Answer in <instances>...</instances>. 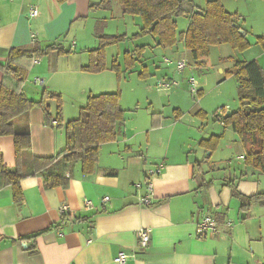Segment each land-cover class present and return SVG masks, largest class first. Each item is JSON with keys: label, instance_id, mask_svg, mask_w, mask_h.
Segmentation results:
<instances>
[{"label": "crops", "instance_id": "0c3cea01", "mask_svg": "<svg viewBox=\"0 0 264 264\" xmlns=\"http://www.w3.org/2000/svg\"><path fill=\"white\" fill-rule=\"evenodd\" d=\"M99 2L0 0V63L5 62L12 48H29L33 45L43 48L64 35L72 37L67 48L73 51L72 55L59 57L51 53L37 65L32 63L35 68H32L31 74L35 70L36 75L46 78L44 86H36L31 74L27 76L22 89L27 99L39 101L44 98L43 91L60 96L57 92L62 89L51 82V75L69 77L73 81L69 84L70 91L74 88L72 95L76 96L75 91L79 94L86 92L84 81L87 73L81 71L88 64L86 51L97 46L96 34L105 33L114 18L122 15L115 3L107 11L89 10L91 4ZM230 3L231 0H222L224 9L238 14V24L249 34L253 30L252 26H244L240 11L228 9ZM204 5L195 4L197 8ZM30 7H35L38 12L34 18L29 17ZM185 18L188 19V27L191 17ZM81 20H85L83 26L70 35L73 25ZM176 24L178 30L179 24ZM187 27L185 25V29L178 33L185 32ZM256 37L264 35L256 33ZM152 40V45H140L145 47V51L136 64L142 63L147 48L151 51L165 50L171 54L175 52L174 57L164 55L171 64L162 60L157 66L152 61L158 70L156 74L162 79L174 78V62L183 58L189 61L186 53L181 57L183 53L177 47L178 44L183 46V43L171 49H162L156 45L154 38ZM249 44L250 49L246 52L251 53L254 46L253 43ZM79 49L82 52L77 53ZM132 50L124 49L123 52ZM115 59L122 66L120 51ZM63 60H67L68 68H60L62 65L59 63L62 64ZM252 60L264 69V52L262 55L253 54L242 62ZM141 67H145L149 75L148 67ZM3 79L4 75L0 71V82ZM40 87H43L42 92L37 90ZM100 88L95 95L116 93L111 81L102 83ZM171 91H165L166 103H174L175 106L169 107H175L172 111L178 110L182 115H165L163 111L166 106L163 104L161 109L151 112L142 127H138L137 123L132 132H128L125 127L124 117L123 124L118 127L116 140L100 146L98 164L92 175H83L80 164H77L65 189H45L41 172L27 175L20 182L23 194L20 205L13 203L10 187L0 189V264H116L114 258L119 253L131 256L123 264H263L264 204L252 205L247 212H241L239 203L231 197V190L225 183L227 179L236 177V190L243 196L264 194V175L253 174L243 164L246 153L243 141L230 127L226 128L220 121L213 120L219 123L221 132L210 135L208 126H203L199 121L204 117L195 115L196 112H203L207 118L205 109L198 107L196 111L195 107H189L184 113L186 107L177 105L180 104L178 101L182 102L181 99L186 98L184 92L169 94ZM201 92L202 89H198V94ZM85 100H77L79 103L75 116L69 117L63 112L64 123L78 117ZM124 101L122 90V110ZM46 105L54 117L55 101L47 99ZM124 112L126 114L127 111ZM189 113L193 119L186 122L184 119ZM158 114L163 118L161 121ZM27 120L32 157L54 158L64 150V130L48 125L41 108H33ZM219 135L221 140L215 151L209 152L202 148L200 143L203 140ZM228 144L237 156L236 165L227 160L229 154L225 148L229 147ZM231 147L228 150L232 152ZM0 156L2 166L14 171V145L9 135L0 137ZM28 163L25 165L28 166ZM57 163L48 172L58 171ZM158 165L163 169L152 179L153 203L143 206L140 198L146 194L147 172ZM137 184L141 187L135 188ZM105 198L108 200L103 202ZM84 200L91 201L93 207L85 208ZM61 207L66 208L63 214L60 213ZM206 213L215 219L219 230L216 234L200 238L195 234V225ZM77 218L81 220L74 222ZM226 223L230 224L229 228L225 226ZM51 227V230L37 238L22 240ZM139 230L150 234V243L145 249L137 244Z\"/></svg>", "mask_w": 264, "mask_h": 264}, {"label": "trees", "instance_id": "16d2710c", "mask_svg": "<svg viewBox=\"0 0 264 264\" xmlns=\"http://www.w3.org/2000/svg\"><path fill=\"white\" fill-rule=\"evenodd\" d=\"M56 1L65 3L68 0ZM112 3L119 7L122 15L140 18L142 26L138 33L132 35V40L151 36L156 40V45L162 49H171L182 42L184 49L189 51L188 66L190 63L199 64L209 55L212 46L227 44L234 51L239 52L250 49L247 39L249 34L238 24V14L226 11L222 6V0L207 1L202 8H197L192 0H100L99 3L91 4L89 10L107 11L110 10ZM185 16H190L191 22L185 32L178 33L176 18ZM239 29L245 35L239 34ZM96 37L97 47L86 51L88 64L83 66L81 71L97 75L110 69L117 75V81L120 82L123 74L130 72L142 57L145 47L140 46L130 52H124L122 66L115 59L112 60L111 65H108L106 64V48L124 42L126 36L97 33ZM255 43L264 51V37H256ZM51 53L65 57L72 55L73 51L64 49L57 42L43 48L36 45L29 48H12L5 62L0 63V71L4 75V79L0 82V137L9 135L13 138L16 162L14 171L6 170L1 164L0 156V189L11 188L12 201L15 205H20L23 201L20 182L27 175L41 172L45 189L67 188L77 164H80L83 175H92L98 164L100 146L115 141L119 135L118 127L124 122L125 112L120 106V92L89 96L85 106L79 110L78 117L65 123L59 95L43 91V99L28 100L21 91L33 60ZM146 75V68L143 67L138 76L144 78ZM233 75L238 86L239 108L230 113L222 110L221 115L217 113L214 117L226 128L230 127L241 142L243 141L246 150L243 164L253 174L264 175V69L255 60L239 61L235 65ZM197 96L200 97L201 93ZM47 99L54 100L56 103L54 117L46 105ZM33 108L42 109L44 120L48 125L52 126L54 122L56 123L54 128L64 130L65 148L54 158H37L30 155L27 119ZM173 115L180 117L182 114L176 110L173 111ZM195 115L200 118L205 117L203 112H196ZM151 116L153 117L154 114ZM157 117L159 121L163 119L159 114ZM220 140V135L211 136L200 144L202 148L213 152L217 149ZM56 163L58 171L48 172L49 168ZM240 177L243 178V175ZM237 179L231 177L227 179L225 185L231 190V197L239 203L241 212H247L252 205L264 204V194L252 196L240 194L236 190ZM209 185L206 184V186ZM80 220L77 218L74 222ZM52 228L22 240L37 238Z\"/></svg>", "mask_w": 264, "mask_h": 264}, {"label": "rangeland", "instance_id": "374dc122", "mask_svg": "<svg viewBox=\"0 0 264 264\" xmlns=\"http://www.w3.org/2000/svg\"><path fill=\"white\" fill-rule=\"evenodd\" d=\"M197 5H204L206 0H192ZM119 8V7H118ZM228 9H231L232 11H240L241 18L245 22H243L244 26L250 27L252 26L253 30L249 32L248 40L250 43H253V52H239L234 51L229 45H216L212 46L210 53L207 57L203 58V61H201L199 64L190 63V65L183 71V73L178 74L174 71V78L170 79H176L179 82V87H175L174 89H171V92H168L169 94H173L175 92H184V95L186 98H182L179 102L181 106H185L184 113H186L187 109L189 107H195V110H198L199 108L205 109L207 113L206 116L199 120L204 125L208 126V131L210 135H216L221 132L219 123L215 119V114L219 113L222 114V110L228 113V111H235L239 108V100L237 99V81L234 77L233 73L235 71V65L239 61L247 60L251 55H262L263 49L255 45L254 38L256 33H260L264 35V0H231L230 7ZM103 11V10H100ZM123 16V17H122ZM127 15H119L114 18V22L108 26V30L105 33H102L103 35H110V36H126V40L124 42H121L120 44H116L114 46L107 47L105 50L106 54V64L111 65V62L113 59L116 58V55L119 54V51L121 53V58L124 54V49H135L136 46L140 45H152L153 40L152 37H141L132 40L131 34L137 33L140 30V19L138 17H132L128 16V18H124ZM136 20V22H133V20ZM85 21V20H83ZM82 20L79 22H76L75 25H73L70 35L73 34L74 31L78 30L79 26H83ZM176 22H178V30L177 32L183 31L185 29V25L187 27L188 25V19L185 17H178L176 18ZM90 24V21H88L87 25ZM80 27V28H81ZM106 25L104 26L105 29ZM114 34V35H112ZM72 38V37H71ZM71 38H67L66 35L59 38L57 41V44L60 43V45L64 48H68V44ZM78 42V41H77ZM56 43V42H55ZM79 45V42H78ZM97 46H95L96 49ZM178 49L180 50L181 57H184V53L189 57V54H187L186 50L181 44L177 45ZM82 52V49H79L77 53ZM145 56L143 59H141V64H136L134 68L130 72H125L123 75V81L120 80V82L117 81V75L110 71V69L105 73H98L96 74H87L84 81V89L86 92L81 93L82 89L80 90V93L75 91V95H72V91L74 88L71 89L69 84L73 83L72 80H70L67 76L62 75H51L50 80L53 82L56 86H58L62 90H58V94H60V100H61V110H62V116L64 121V111L68 116H75V112L77 110L76 107H78L77 100L78 99H86L89 96H97L95 93H97L101 88L100 85L104 82H112L113 84V90L115 92H120L121 97V91L124 92V103L122 104V107L126 112L125 114V120L128 132H132V128L135 127L138 123V127H142V123L146 118L149 117L151 112H156V109H161L163 107V104L166 106L164 109V114L167 116H173V108L175 107H169V106H175L174 103L167 105V97H165L166 93L158 92L155 88V84L158 81H162V76H159L156 74L155 71H158L154 68L152 61L159 66L161 64L162 60L164 59V55L172 56L174 57V53L165 52V50L160 51H151V49H146ZM88 55V54H87ZM49 54L47 56H42L38 61H42L43 59L48 58ZM163 56V57H162ZM54 57V56H53ZM158 57V58H157ZM56 57H54V60ZM168 59V58H167ZM184 59V58H183ZM188 59V58H187ZM185 59V60H187ZM116 60V59H115ZM169 60V59H168ZM121 61H123L121 59ZM170 61V60H169ZM171 62V61H170ZM138 63V61L136 62ZM172 63V62H171ZM264 65V61H262ZM67 64V60H63V63L59 65L61 69H64ZM123 64V62H122ZM147 66L148 72L147 75L144 78H140L138 75L141 72V66ZM32 68H35V66L30 67V70L27 73V76L31 74ZM66 68H68L66 66ZM175 70V65H174ZM232 74H227V73ZM86 74V73H85ZM35 70L31 74V77L33 82L37 79L44 80L45 78L40 77L43 75H36L35 77ZM182 75V76H181ZM176 77V78H175ZM189 77H194L195 82L197 84V88L199 90L202 89L201 96L192 97L190 94L189 88L187 86V80ZM37 78V79H36ZM162 79V80H161ZM226 79V80H225ZM224 80V81H222ZM122 81V82H121ZM29 86V85H28ZM30 88L31 87L29 86ZM43 87L37 88L39 91H43ZM87 88V89H86ZM23 89V88H22ZM112 91V90H110ZM23 94V90L21 91ZM93 94V95H92ZM203 94V95H202ZM168 95V94H167ZM81 96V97H79ZM26 97V96H25ZM183 97V95H182ZM27 98V97H26ZM29 100V99H28ZM31 101V100H30ZM171 102H174V100H171ZM86 104V103H85ZM84 105V104H83ZM84 107V106H82ZM224 108V109H222ZM191 110V109H190ZM55 115V114H54ZM79 115V111H78ZM77 117V116H76ZM76 118H73V120ZM193 117L189 113L186 114L185 121L189 122V120H192ZM71 121V120H70ZM230 144V143H229ZM228 144V145H229ZM229 147H231L229 145ZM228 146L225 148V151H227L228 155V161H230L232 164H237L238 161L236 160V155L234 154V149L231 151ZM229 149V150H228ZM223 160H225L223 158Z\"/></svg>", "mask_w": 264, "mask_h": 264}, {"label": "built area", "instance_id": "2783aa9c", "mask_svg": "<svg viewBox=\"0 0 264 264\" xmlns=\"http://www.w3.org/2000/svg\"><path fill=\"white\" fill-rule=\"evenodd\" d=\"M37 10L35 7H30L28 14L30 18H34L37 16ZM188 60L180 59L174 62L175 65V72L178 74L183 73L185 69L188 67ZM163 62L166 64H171V62L167 59L164 58ZM39 61L37 59L33 60V64L37 65ZM44 80L37 79L34 81V84L36 86H44ZM180 84L179 82L175 79H164L162 81H158L155 84V88L157 91L162 92V91H170L171 89H174L175 87H178ZM187 86L189 88L190 94L194 97L197 96L198 94V88L197 84L195 82L194 77H189L187 80ZM221 115V114H220ZM52 126H56V123L52 122ZM163 167L161 165H158L155 169L152 168V170H149L147 172V180L145 182V189H146V194L140 198V204L143 206H149L153 203L152 200V179L156 178L162 171ZM141 186L139 184L135 185V188H140ZM108 198H105L103 202H106ZM84 206L87 209H90L93 207V204L89 200H84ZM60 213H64L66 211L65 207L60 208ZM226 227H230L229 223L225 224ZM218 226L217 222L215 219L208 213L204 214L201 216V219L196 222L195 225V234L197 237L204 238L207 237L210 234H216L218 232ZM150 243V234L145 231V230H139L137 232V244L140 248L145 249ZM131 256L125 254V253H119L115 258H114V263L116 264H123L127 260H129Z\"/></svg>", "mask_w": 264, "mask_h": 264}, {"label": "water", "instance_id": "95a60500", "mask_svg": "<svg viewBox=\"0 0 264 264\" xmlns=\"http://www.w3.org/2000/svg\"><path fill=\"white\" fill-rule=\"evenodd\" d=\"M235 27H237V26H235ZM238 32H239V34H241V35H245L244 32H243L241 29H239ZM228 113H230V112H228Z\"/></svg>", "mask_w": 264, "mask_h": 264}]
</instances>
